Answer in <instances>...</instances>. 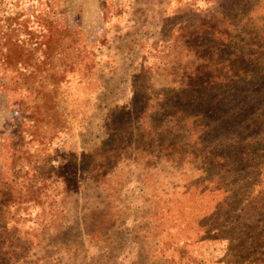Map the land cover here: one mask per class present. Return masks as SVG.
<instances>
[{"label": "trees", "instance_id": "1", "mask_svg": "<svg viewBox=\"0 0 264 264\" xmlns=\"http://www.w3.org/2000/svg\"><path fill=\"white\" fill-rule=\"evenodd\" d=\"M259 12L256 3L236 33L220 31V39L224 38L214 50L216 54L200 59L203 66L195 61L199 74L196 71L185 77L191 83L184 81L178 94L184 98L182 103L168 104L155 113L156 118L147 116L133 126L124 117L118 122H89L93 93L99 92L101 104L106 94L101 89L102 77L95 74L93 57L73 36L53 29L44 42L21 40L14 21L7 20L0 33V91L12 92L26 116L15 128L7 122L0 136V154L15 157L28 152L29 138L42 139L43 150L48 151L55 138L65 143L77 129L88 134L89 145H81L80 156L77 154V190L67 181L61 182L63 187L56 195H62L63 214L54 217L47 208L48 222L42 212L25 219L12 213L11 207L20 202H14L8 191L13 180L4 182L7 194L0 198V264H47L48 257L55 255L47 251L32 260L44 239L41 232L31 236L21 230L14 232L12 228L20 222H32L34 230L48 226L69 248L72 245L64 240L72 229H77L79 237L90 236L98 243L110 228L118 223L123 226L127 217L115 205L120 188L113 185L116 173H112L117 166L115 154L121 149L147 159L154 152L160 174L174 177L162 184L164 193L155 201L157 237L152 244L157 258L147 255L143 260L151 264H264V18ZM40 46L43 55L38 59L35 54ZM19 65L26 70L17 69ZM75 92L78 97L73 103ZM150 102L140 114L151 113ZM123 112V107L117 108V113ZM34 163L16 160L11 166L31 171ZM42 179L44 188L32 180L27 187L29 199L23 196L21 204L27 202L36 209L43 205L35 204L40 191L46 201L54 195L49 169ZM51 203L52 198L48 205ZM72 209L76 213L71 214ZM180 242L191 246L192 252L172 248ZM171 249L181 251V258H174ZM33 250L35 254H31Z\"/></svg>", "mask_w": 264, "mask_h": 264}, {"label": "rangeland", "instance_id": "2", "mask_svg": "<svg viewBox=\"0 0 264 264\" xmlns=\"http://www.w3.org/2000/svg\"><path fill=\"white\" fill-rule=\"evenodd\" d=\"M256 3L261 11L258 15L264 18V0H0V33H4L8 20L11 23L14 21L13 28L21 40L44 42L48 34L54 32L53 29H61L63 35L73 36L78 45L93 57L95 74L102 77L101 89L106 94L101 104L99 92H94L96 87L92 84L91 91L94 93L88 104L91 109L89 122L105 119L118 122L124 117L127 122H134L131 124L133 126L147 116L156 118L158 114L155 113L168 107V104L182 103L181 99L184 98L178 94L184 81L185 84L191 83L185 77L196 71L199 74L200 71L195 61L198 60L203 66L200 59L215 55L214 50L224 38L220 39V31L236 33L238 26L248 21L245 17ZM27 32H31V35ZM42 48L40 46L36 51L38 59L42 58ZM20 68L26 70L21 65L17 67ZM77 97L78 93H73L70 101L75 103ZM149 100L151 113L140 114L146 110ZM118 107H123L124 112L117 113ZM25 116L26 112L21 109L17 97L12 92L0 91V136L9 122L15 128ZM79 132L81 129L73 132L65 143L60 137L55 138L48 151L43 150L42 139L34 141L29 138L28 152L16 153L15 157L3 152L0 154V198L7 194L4 182L13 180L8 191L12 192L10 196L14 202H20L11 207L12 213L25 219L35 218L37 212H42L44 222H48L47 208L54 217L63 214L60 203L62 195L57 196L56 193L63 187V181H67L71 189L77 190V154L80 156L81 145H89L88 134L82 131V137H79ZM46 153L51 155L46 156ZM125 153L132 152L118 151L115 154L117 166L112 168V173H116L113 185L120 188L119 202L115 205H120L124 211L127 217L125 224L119 227L118 223L110 228L98 243L90 236L79 237L77 229H72L69 238L64 240L72 245L69 248L61 244L62 240H57L55 230L48 226L34 230L32 222H20L12 228L14 232L21 230L29 236L41 232L44 239L32 260L45 255L47 251L55 253L52 258L48 257L47 264H106L107 261H111V264H147L143 256L157 258L152 244L157 237L154 214L158 206L155 201L164 193L161 191L162 184L171 179L173 181L174 177L170 173L166 176L160 174L154 152L148 159ZM16 160L35 161L32 167L35 171L12 169L11 165ZM48 169L54 187L52 203L48 205L51 198L46 201L44 193L40 191L35 204L42 206L34 209L27 202L21 204L24 200L20 198L23 196L25 200L29 199L27 187L32 180L38 181L37 187L44 188L42 178ZM72 213H76V210L72 209ZM183 244H173L172 248H183L191 253L192 247L187 244L184 247ZM172 253L174 258H181V251L172 250ZM31 254H35V251Z\"/></svg>", "mask_w": 264, "mask_h": 264}]
</instances>
